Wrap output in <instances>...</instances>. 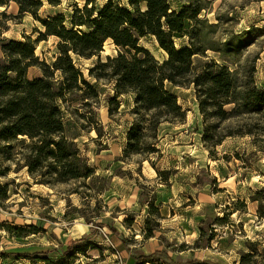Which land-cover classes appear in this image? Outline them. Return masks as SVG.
<instances>
[{
    "label": "rangeland",
    "instance_id": "obj_1",
    "mask_svg": "<svg viewBox=\"0 0 264 264\" xmlns=\"http://www.w3.org/2000/svg\"><path fill=\"white\" fill-rule=\"evenodd\" d=\"M41 1L40 18L63 13L68 27L76 8L86 4V0ZM106 2L96 0L97 12ZM222 2L216 0L214 8ZM170 3L177 10L183 6L180 0ZM231 7L237 19L233 26L237 33L252 26L264 28V0H226L223 11ZM209 17L214 21V13ZM0 29L5 37L18 41H24L27 36L36 40L40 32H45V27L32 14L20 15L15 2L0 6ZM58 42L57 36H48L37 42L36 54L51 63L59 54ZM140 42L158 59L166 58L154 37ZM184 43L185 40H177L178 46ZM118 52L116 45L108 41L100 56L74 55L76 65L98 90L99 99L89 98L91 104L87 106L78 101L70 110L64 108V122L67 134L75 139L94 174L85 181L54 187L36 183L26 169L0 176V184H8L10 194L8 200L0 203V264H31L29 257L45 255L55 263L62 259L66 264H138L134 257L141 254L160 250L163 254L159 257L163 259L167 255L181 259L190 254V249L200 247H204L200 251L215 259L210 261L212 264H241L243 253L252 249L257 251L254 260L260 263L264 259V216L260 213L264 214V137H227L211 154L203 142L205 123L194 86L177 87L168 83L187 111L186 124L181 129L164 123L155 144L159 152L134 154L125 159L123 150L134 120L131 110L135 97L121 95L119 110L110 115L115 81L97 80L89 75V68L100 58L105 60ZM208 54L216 56L213 52ZM204 60L198 58L197 62ZM240 64L243 71L255 66L256 83L264 87V37L243 51ZM41 74L37 66L28 73L31 78ZM233 125V121L223 122L219 130L225 132ZM96 126L100 136L92 129ZM204 190L216 199L203 204L199 195ZM254 196L258 200H253ZM149 201L159 208L160 216L155 213L159 222L154 224L155 235L146 238ZM109 225L128 239L127 247ZM13 226L26 228L24 235L18 236ZM202 227L208 234L215 230L212 247L194 240L196 231ZM84 236L85 239H80ZM77 239L74 251L83 253L66 255L69 242ZM44 250L51 252L44 254ZM35 264L46 263L36 260Z\"/></svg>",
    "mask_w": 264,
    "mask_h": 264
},
{
    "label": "trees",
    "instance_id": "obj_2",
    "mask_svg": "<svg viewBox=\"0 0 264 264\" xmlns=\"http://www.w3.org/2000/svg\"><path fill=\"white\" fill-rule=\"evenodd\" d=\"M180 1L183 6L177 10L170 0H107L97 12L96 0H86L83 8H76L68 27L63 13L40 18L41 0H0V6L17 3L20 15L30 13L45 27L36 40L27 36L24 41L5 37L0 29V176L26 169L36 183L54 187L85 181L94 174L77 142L66 132L64 108L70 110L78 101L87 106L91 104L89 98L99 99L98 90L76 65L74 55L100 56L108 41L116 45L118 54L108 55L105 60L100 58L89 68V75L97 80L115 81L110 115L119 110L121 95L135 97L131 110L134 120L123 150L125 159L134 154L159 152L155 144L161 123L186 122L187 111L168 83L194 86L205 123L203 142L211 154L227 137H264V87L256 83L255 66L243 71L240 64L243 51L264 37V28L252 26L237 33L233 29L237 21L232 15L234 8L223 11L226 0L217 9L216 0ZM212 13L214 21L209 17ZM50 35L59 38V54L47 63L36 54V44ZM150 36L166 53L164 60L141 44L142 39ZM177 40L185 43L178 46ZM198 58L205 60L198 63ZM33 66L41 69L40 76L29 77ZM213 120L216 122L211 123ZM226 121H233L234 125L221 132L219 126ZM93 128L100 136L99 127ZM9 197V185L0 184V203ZM253 200L258 198L254 196ZM148 205L146 238L155 235L154 224L159 223L155 213L160 216L153 202ZM221 219L225 221L226 216ZM109 227L127 247L128 239L115 226ZM13 228L18 236L24 235L26 228ZM200 230L197 242L212 247L215 230L211 229L210 234L204 227ZM77 241L69 242L66 255L83 253L74 251ZM181 248L184 250V245ZM161 254L163 251L158 250L134 258L138 264H212L196 259L174 260L168 255L163 259ZM256 255L255 249L243 253L241 264H258L254 260ZM28 259L31 264L36 260L66 264L62 259L55 263L47 255Z\"/></svg>",
    "mask_w": 264,
    "mask_h": 264
},
{
    "label": "crops",
    "instance_id": "obj_3",
    "mask_svg": "<svg viewBox=\"0 0 264 264\" xmlns=\"http://www.w3.org/2000/svg\"><path fill=\"white\" fill-rule=\"evenodd\" d=\"M164 123H166V122H163V123H161V125L159 126V129H160V127L164 124ZM171 126H173V127H175V128H180L181 127V129H182V126L183 125H185L186 124V122H184V123H171V122H168ZM207 192V190H204V192H200V200H203L204 202H203V204H205L207 201H211V200H214V199H216V198H211V196L209 197L208 196V193H206ZM134 203V206H135V201L133 202ZM216 203V204H215ZM214 204L215 205H218V202H215ZM207 204V203H206ZM92 232V231H91ZM200 234H201V230H200V228L198 229V231H196V234H195V238H194V240L195 239H197L198 240V238L200 237ZM83 238V237H82ZM151 238V237H150ZM81 239V238H80ZM78 240V239H77ZM202 248H204V247H202ZM202 248L200 247V248H198V249H190L191 250V252H190V254L189 255H185V256H182L183 258H181V259H185L184 261H186V260H189V259H196V260H199V261H202V262H205V261H207V262H210V261H215V259L212 257V256H210L209 254H207V252H204V251H200V250H202ZM207 248H209V247H207ZM197 250V251H196ZM158 251V250H157ZM182 251H184L183 249H182ZM156 252V251H155ZM172 258V257H171ZM172 259H174V260H180V261H183V260H181V259H175V258H172ZM258 264H264V259L260 262V263H258Z\"/></svg>",
    "mask_w": 264,
    "mask_h": 264
}]
</instances>
